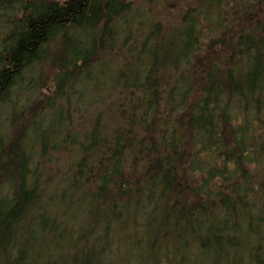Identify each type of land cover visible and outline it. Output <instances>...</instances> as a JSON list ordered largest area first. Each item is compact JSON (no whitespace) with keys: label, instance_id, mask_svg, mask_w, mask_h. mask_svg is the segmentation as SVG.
<instances>
[{"label":"trees","instance_id":"trees-1","mask_svg":"<svg viewBox=\"0 0 264 264\" xmlns=\"http://www.w3.org/2000/svg\"><path fill=\"white\" fill-rule=\"evenodd\" d=\"M173 1L0 0V264H264V0Z\"/></svg>","mask_w":264,"mask_h":264},{"label":"rangeland","instance_id":"rangeland-1","mask_svg":"<svg viewBox=\"0 0 264 264\" xmlns=\"http://www.w3.org/2000/svg\"><path fill=\"white\" fill-rule=\"evenodd\" d=\"M179 2H180V1L177 0V1H173V2H171L170 4H166V3H165L164 6H162L163 11L166 12V13H168L167 17L169 16V13H172L171 10H174V7H175V6L177 7V5H178ZM162 9H161V11H162ZM182 11H183V10H182ZM161 14H162V13H161ZM161 17L163 18V15H162ZM171 20H172L173 22H175V20H176V18H173V15H172V14H171V19H170L169 21H171ZM15 98L17 99V103L21 101V99H22L21 90H19V91L17 92V95L15 96ZM0 109H2L3 112H4V113L1 114L2 116H3L4 114H6V113L9 112V110H7V106H4V107L1 106Z\"/></svg>","mask_w":264,"mask_h":264}]
</instances>
